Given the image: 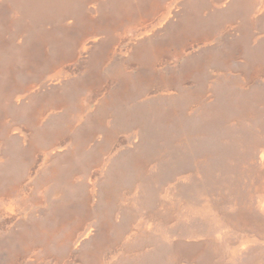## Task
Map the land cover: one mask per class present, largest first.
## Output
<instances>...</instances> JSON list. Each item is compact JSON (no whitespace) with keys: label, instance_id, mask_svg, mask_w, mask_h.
<instances>
[{"label":"rangeland","instance_id":"1","mask_svg":"<svg viewBox=\"0 0 264 264\" xmlns=\"http://www.w3.org/2000/svg\"><path fill=\"white\" fill-rule=\"evenodd\" d=\"M0 264H264V0H0Z\"/></svg>","mask_w":264,"mask_h":264},{"label":"bare ground","instance_id":"2","mask_svg":"<svg viewBox=\"0 0 264 264\" xmlns=\"http://www.w3.org/2000/svg\"><path fill=\"white\" fill-rule=\"evenodd\" d=\"M259 12H263V10H259ZM253 18H256L255 16ZM166 91V90H165Z\"/></svg>","mask_w":264,"mask_h":264}]
</instances>
